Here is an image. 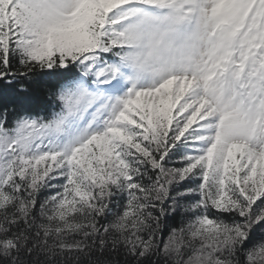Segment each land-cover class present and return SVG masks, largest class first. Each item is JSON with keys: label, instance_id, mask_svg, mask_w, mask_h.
<instances>
[{"label": "snow or ice", "instance_id": "obj_1", "mask_svg": "<svg viewBox=\"0 0 264 264\" xmlns=\"http://www.w3.org/2000/svg\"><path fill=\"white\" fill-rule=\"evenodd\" d=\"M0 264H264V0H0Z\"/></svg>", "mask_w": 264, "mask_h": 264}]
</instances>
